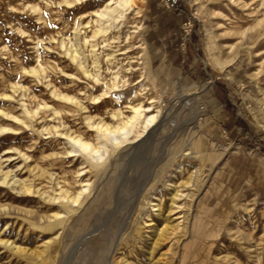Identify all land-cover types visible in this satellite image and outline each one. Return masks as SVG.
<instances>
[{
    "label": "rangeland",
    "instance_id": "374dc122",
    "mask_svg": "<svg viewBox=\"0 0 264 264\" xmlns=\"http://www.w3.org/2000/svg\"><path fill=\"white\" fill-rule=\"evenodd\" d=\"M52 1L0 0V110L22 115V101L30 108L46 101L60 110L55 114L51 109L41 108L34 119L28 120L29 127L13 122L0 112V127L10 125L17 129L0 132V167L26 180L34 191L20 192L17 187L0 183V264L58 263V239L46 243L55 237L57 230L46 231L44 226L47 215L58 210L59 204L48 198L58 193V182L62 184L65 177L74 190L82 185V176H77L76 171L83 168L81 162L85 160L80 155L68 157L65 138L55 129L47 132L43 126L59 125V132L73 130L92 139L94 132L88 127L86 115L113 122L110 111L115 108L129 113L125 97L119 103L114 92L110 98L102 97L99 103H94L92 97L101 95L104 84L78 70L60 46L61 35L73 36V24L77 21L86 26L95 17L93 11L105 0L85 2L75 11L58 5L59 0ZM160 1L169 4L175 12L183 11L185 16L179 23L180 48H185L187 60L181 64L184 67L176 63L177 59L171 62L161 57L163 48L151 39L152 31L164 19L152 18L151 9L158 7L159 0H145L139 13L132 11L126 23L114 30L118 37L112 36L106 51L116 54V59L111 60L112 64L105 60L99 44L101 67L90 69L112 85L116 70L122 67V75L126 77L123 80L121 75L117 80L128 92L139 91L134 83L144 78L143 82L162 101L155 102V107L160 104L167 117V127L161 133L152 129L149 135L121 148L100 169L103 191L94 208L78 224V235L81 237L93 226L94 217L103 207L110 211L119 206V216L107 226L109 232L105 233L109 234L84 240L83 255H76L77 262L72 261L97 262L103 245L109 250L117 249L115 258L124 264H150L149 247L155 233L144 221H148L149 213L154 214L160 228L162 219L167 221L166 217L155 215L151 200L166 210L172 192L180 188L190 192L183 200L187 203L183 210L185 227L174 240L165 241L153 253L156 259L162 258L157 264H264V72L261 76L252 75L264 65V24L258 22L264 13L263 0ZM31 5H38L41 10L34 11ZM161 13L160 9L156 11ZM185 22L191 23L187 38ZM87 30L90 33V28ZM135 30L139 32L128 42L126 33ZM184 38L186 45L182 47ZM100 41L102 37L97 38ZM232 48L233 60L228 66L222 68L214 62V57ZM37 57L48 73L46 80L57 89L79 97L86 109L63 102L51 94L44 79L38 81L26 72L38 65ZM193 60H196L195 68L202 63L207 66V80L203 83L187 73L186 66ZM11 84L23 87L13 92ZM4 91L14 98L1 96ZM145 93L139 97L148 103L149 94ZM194 98H198V107L192 112L187 102L193 103ZM213 98L218 100L219 108L213 104ZM234 125L237 133L231 131ZM138 144L141 146L126 155V148ZM228 146L240 147L241 151L223 155V148ZM202 149L207 152H197ZM97 172H87L84 179L90 178L93 185L94 181L99 185ZM119 176H125L121 187L116 185ZM171 181L174 187L169 186ZM194 203L200 204V214L192 210ZM140 223H144L145 229L139 235L134 234ZM189 224H193L194 232L187 229Z\"/></svg>",
    "mask_w": 264,
    "mask_h": 264
},
{
    "label": "bare ground",
    "instance_id": "6f19581e",
    "mask_svg": "<svg viewBox=\"0 0 264 264\" xmlns=\"http://www.w3.org/2000/svg\"><path fill=\"white\" fill-rule=\"evenodd\" d=\"M89 1H91V0H59L57 2V4L58 5H65V7L67 9H69L70 11H75L76 9L84 6L85 2H89ZM144 2H145V0H105L101 4L100 8L93 11V15L95 17L93 19L89 20L86 23L87 24L86 26H83L84 23H79L77 21L76 23L73 24V36H69V35L64 36L63 34L61 35L60 46L64 51V55L70 60V62L78 70L82 71V73L85 76L91 77L97 83L102 81L101 83L104 84V88L102 89L103 92L101 93V95L92 97L93 102L99 103L100 99L102 97H104V98L109 97L110 98L112 96L111 93L114 92V94L116 93V95H117L115 97V99L118 102H119V99L121 97H123V96L125 97V99L127 100V102H125V103L127 104L126 107L129 109L128 110L129 113H125L123 108H120L118 106L119 108H115L114 110L110 111L113 119L115 120L113 122H109V121L105 120L103 117H99V118L95 119L90 114L86 115L85 119L87 121L88 127L90 128V130H92L94 132V138H92V139L84 136L83 134L76 133V131L72 132L73 130L72 131L59 132V130H58L59 125H52L51 127L50 126L49 127L43 126V129L47 130V132L50 129H55L59 135H61L63 138H65V141L69 145L68 157L76 158L77 156L80 155L85 160V161L81 162V164L83 165V168L78 169V170L76 169L77 170L76 171L77 176H79V177L82 176V178H81L82 179V185L80 187H78L76 190H74L72 188V186H70V182H69L68 178L65 177L62 181V184H60L58 182V184H59L58 186H60L58 193L53 195V196H50L48 198V200L50 202H53V203L58 202V204H59L58 210L53 211V213H51L50 215H47V217H46L47 221H46V224L44 226V229L46 231L55 232V230H57V234L55 235V237L49 238L48 241L46 242L49 244L51 241H53V239H58L59 252H58V263L57 264H76L75 263V261L77 262L76 255H77V257H80V255H83V253L81 251L82 250L81 249L82 244L84 243L83 241L86 239H89L91 237H93L92 238V240H93L95 237H97L96 236L97 234H100L101 235L100 238H102V236L104 235L103 233H105L106 230L109 229L107 227L109 225V223L119 213L120 208L117 205L112 207L110 209V211H108V210L105 211L104 207H103L102 208L103 210H100V212L97 213V216L94 217V221H93L94 224L92 223L93 226L90 224L92 227H90V229H87L89 227L88 226L86 228L87 231L85 234H83V232L80 231V233L82 232L83 235L81 237L78 235L79 234V230L77 229L78 224H80L82 222V220L84 219V216H86L89 209L94 208V205L97 203V201L101 197V193L103 190L100 187H101V184H102L104 179L102 178L103 173L100 172V169L103 170L104 164L107 161H110L111 155L114 154L115 152H118V150H120L121 148H124L128 144H132V143L137 142L140 138H143V136L149 135V133L151 132L152 129H155V132L161 133V132L165 131L164 129H165V127H167V126H165L166 125L165 121H166L167 117H166L164 111L162 110V108L159 106L160 104L155 107V102L158 103V101L159 102H162V101H160L158 95H155L153 93V91H152L153 88H150V86L147 83L143 82L144 78L138 79L134 83L135 86L138 85V87L140 88V90L138 89L139 91L134 90V91L128 92V90H125V88H123V85L119 84V81L117 80L118 78L121 77V75L124 72V71L122 72V70L120 69L122 67H120V68L117 67L119 69L116 70L117 74L114 76V78L116 80H114V81L112 80L113 82L111 81L112 85H110V83L104 81L103 78L101 80L99 73L93 72L90 69V67H93L95 70H98L101 67L100 56H99L100 53H102L105 60L109 61L110 64H112L111 60L116 59V54H114L111 51L107 52L106 50H108L107 47L110 45L109 41L112 38V36L117 35V37H118V33H116L114 30H116L120 26L124 25V23H126V20L128 18V14H130L132 11H134L135 13H139L140 9L142 7V4ZM55 4L56 3H54V5ZM262 4H264V0L262 1ZM31 9H33L34 11L41 10V8L38 5H31ZM258 22H259V24H264V13H263L262 18H260V20ZM87 28H90V33L88 32ZM116 31H118V30H116ZM137 32H139V30L127 32L126 33V40L128 42H131L132 37ZM99 37H102V41L97 42V38H99ZM52 38L54 40L56 39L54 37H52ZM114 38H116V37H114ZM57 40H55V41H57ZM99 44H101L102 45L101 48H103V51L100 53L98 52V50H100V48H97ZM104 48H106V49H104ZM222 48L223 47H221L220 49H222ZM225 54L227 55V58L225 60H223L224 58L221 59L220 57H215L216 64L220 65L222 68L229 61L232 60L233 48L231 51H229ZM37 60H38V65L32 66L30 69L26 70V72L30 73L38 81H43V79H44L43 82H45V84H47L48 88L50 87L51 94H53L55 97L59 98L63 102L75 104L77 107H79L81 109L87 108L82 103L81 99L79 97H77L76 95H72L70 93L61 91L60 89H57L54 85L52 86L51 81L46 80L48 73H46L45 66L43 64H41L39 57H37ZM115 62H113V64ZM133 66L134 65H131L132 68H133ZM107 68H108V65H107ZM109 68H111V65ZM132 68H130V69H132ZM263 72H264V65H262V67L260 69H258L257 71L253 72L252 75L257 77L260 74H262ZM70 75L74 76L75 74L69 73V76ZM122 77L124 80V77H126V74L122 75ZM149 80H148V82H149ZM145 81H147V80H145ZM20 87H23V86L19 85V84H11V88L13 89V92H16ZM154 88H155V86H154ZM142 91L143 92L145 91L146 92L145 94H149V98H148L149 102L148 103H145L144 100H142L139 97L140 93H143ZM1 96H4L6 98H12V99L14 98L13 95L7 93L6 91H4ZM122 99L123 98H121V100ZM180 99L181 100L179 101V106L182 102V97ZM197 99L198 98H194L193 103H191V101L187 102V104L190 105V109L192 108V112L195 111L198 107ZM119 103H121V102H119ZM21 107L23 109L22 115H15L11 112H5L3 110H0V112L3 113L8 118H10L11 120H13V122L21 123V124L27 125L28 127H29L28 120L34 119V117L39 114V111L41 108L51 109V110H53V112L55 114L60 113V110L57 107L47 103L46 101H44L42 104H38V106L36 108H30L25 101H22ZM125 110L127 111V109H125ZM35 122H36V120H35ZM62 125H63V123H62ZM16 130H17L16 128H14L10 125H5V126L0 127V132H12V131H16ZM90 137H91V135H90ZM147 139L145 141H147ZM140 146H141V144H138V145H134L132 147L126 148V150H127L126 155L131 153L132 149L136 150ZM20 152L22 153V155L26 159L29 158L27 153L22 152V151H20ZM197 152L201 153V152H203V150H200ZM186 154H188V153H186ZM120 165H121V163H120ZM114 167H115V165H114ZM93 170H98L97 174H95L96 177H98L97 178L98 182L101 181L100 179H103L99 183V185L95 184L96 183L95 181H94V185H93V182L91 181L90 178L84 179L85 174L87 172H92ZM194 172H195V174H197L199 172V170L196 169ZM109 176H110V174H109ZM119 177L117 178V184H116L117 187H121L125 176H119ZM106 179H108V177ZM58 180H60V179H58ZM0 183L3 185H9L13 189L17 187L20 189V192L25 191V192L30 193V194L34 192L32 190V186H30L26 182V180L16 178V175L13 174V171L4 170V169H2V167H0ZM105 184H107V183H105ZM169 186L174 187V182L171 181L169 183ZM186 186H187V184H186ZM185 188H187V187H185ZM124 189H126V188H124ZM119 192H121V191L119 190ZM189 195H190V192H186L185 189H180V188L178 190L172 192L170 206L166 210H164L162 208L161 204L151 200V208H152V211L155 213V215L157 214V216L166 217L167 221L162 219L163 227L161 226L162 228H160L158 223H157V220L153 217L154 216L153 213L147 214L149 219H148V221H144V223H146V226H152V228L154 230L153 233H155V237H153L151 245L149 247L150 252H149L148 256L151 260L150 264H157L156 262L158 260L162 259V258H160L161 256L157 259H156V256L153 257V253L157 250V248L162 243H165V241L174 240V238L177 237L179 232L181 230H183V227H185V226H183L182 222L185 219V213L183 212V210L186 208L187 203L183 202V200L185 198H187ZM41 196H43V195H41ZM116 204H118V203H116ZM188 208L190 209V207H188ZM105 209H107V208H105ZM192 210L196 211L197 214H200L202 211L199 203H197V204L194 203ZM193 216H195V215L193 214ZM122 223H123V219H122ZM143 224L140 223V225L137 226L136 233H134V234L139 235L140 234L139 231H141L142 228L145 229ZM192 225L193 224L187 225V229L190 232H194V227ZM119 228H123V227L119 226ZM110 230H111V228H110ZM112 230L110 232H112ZM122 231H123V229H122ZM108 232L105 233V235L109 234ZM114 236H115V234H114ZM141 236H142V234H141ZM100 238H98V239H100ZM116 238H118V237H116ZM98 242H99V244H102L101 240ZM171 246H172V244H171ZM93 247H95V245ZM107 248H109V247H107ZM107 248H104L102 245V247H101L102 253H99V251H98V253L100 254V256H98V258L100 257V260H98L97 262H94V263L92 262L90 264H124L125 263L123 260L120 261V259L115 258V251L117 249L112 248L109 250ZM99 250H100V248H99ZM84 252H85V250H84ZM89 254H90V252H89ZM73 259H75L74 262L72 261ZM85 264H86V262H85Z\"/></svg>",
    "mask_w": 264,
    "mask_h": 264
},
{
    "label": "crops",
    "instance_id": "0c3cea01",
    "mask_svg": "<svg viewBox=\"0 0 264 264\" xmlns=\"http://www.w3.org/2000/svg\"><path fill=\"white\" fill-rule=\"evenodd\" d=\"M157 5H158L157 8H154L153 10L151 9V11L153 12L152 18H153V20H157V18H158V20H160V18H164V19L160 21V22H162L161 24H159L161 26L158 25L157 30L152 31L151 39L156 41L157 44L163 48V51H161V57H163L164 60L168 59L171 62H175V60L177 59L176 60L177 64H180V65L184 64L187 61V60H185L186 54L183 51L185 48H183V50L180 48V42L181 41H180V37H179V25H180L179 23H180V21H184V17H185L184 14L182 13L183 11H176L175 12L173 9L169 8V4H164L160 0H159ZM156 9L161 10V12H162L161 15L156 14V11H157ZM158 15H160V17ZM225 53L226 52L224 51V52H222V55H219V57L221 59L224 58L223 60H225L227 58V55ZM216 57H218V56H216ZM231 61H229L224 67L228 66ZM214 62H215V57H214ZM195 63H196V60H193L192 64H189V66H186L188 69L187 73H188V75L195 77V79H197L199 81V83H203L204 80H207V79H205V76H207L206 74H208L207 73L208 72L207 66L204 63H202V64H199L200 66L197 65L198 68H195L196 67V66L194 67ZM191 65L193 66V69L190 68ZM168 66H169V64H168ZM181 66H183V65H181ZM184 69L186 70V68H184ZM214 100H215V103H213V104L215 105V107L219 108L220 104H218V100L216 98H213L212 101L214 102ZM225 131H226V129H225ZM231 131L237 133L238 128L234 125L231 128ZM226 133H227V131H226ZM202 150L207 152L206 149H202ZM240 151H241L240 147H236V149H235L231 146H228V147L223 148L222 154L228 155L231 153V155H233L235 153H239Z\"/></svg>",
    "mask_w": 264,
    "mask_h": 264
},
{
    "label": "built area",
    "instance_id": "2783aa9c",
    "mask_svg": "<svg viewBox=\"0 0 264 264\" xmlns=\"http://www.w3.org/2000/svg\"><path fill=\"white\" fill-rule=\"evenodd\" d=\"M190 29H191V23L185 22V24H184V32H185L184 35H186L185 38H187V36H188L187 34L190 33ZM185 38L182 40V47H185V45H186V39Z\"/></svg>",
    "mask_w": 264,
    "mask_h": 264
}]
</instances>
